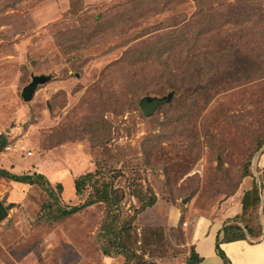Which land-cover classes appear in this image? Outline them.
Masks as SVG:
<instances>
[{
  "label": "rangeland",
  "instance_id": "374dc122",
  "mask_svg": "<svg viewBox=\"0 0 264 264\" xmlns=\"http://www.w3.org/2000/svg\"><path fill=\"white\" fill-rule=\"evenodd\" d=\"M142 1L0 0V168L42 175L0 176V264H188L211 219L263 233L264 0ZM185 25L163 60L145 57ZM103 183L119 190L117 205L63 215ZM255 184L258 207L224 219Z\"/></svg>",
  "mask_w": 264,
  "mask_h": 264
},
{
  "label": "trees",
  "instance_id": "16d2710c",
  "mask_svg": "<svg viewBox=\"0 0 264 264\" xmlns=\"http://www.w3.org/2000/svg\"><path fill=\"white\" fill-rule=\"evenodd\" d=\"M144 1H147V0H144ZM144 1H142V2H144ZM154 2L157 5H160V6L164 5V7H166L168 5H171L173 0H164V1L163 0H159V1L156 0ZM154 2H152V3H154ZM138 6H141V4H139ZM138 6H136L134 8H137ZM139 9H141V7H139ZM141 11H144V10H141ZM128 12H131V10ZM135 14H136V12H135ZM139 16L143 17L142 13H139ZM132 17L127 18V19L128 20L133 19ZM186 28H187V25L183 26L182 28H179L176 26L173 30L164 32L163 36L165 35L166 40L164 41L163 45H161L155 51L154 50L143 51L144 52L143 54L145 55V57H146V55H148V57L155 55L158 59L163 60V56L175 48L177 42L179 41V38L183 35V32H182V34L180 32ZM132 50H131V52H133V53L130 54V57L134 59V55L140 54V53H138L134 49H132ZM135 60H139V58H137ZM261 143H259V147H262ZM6 145H7V137L5 135L1 134L0 135V151L4 150ZM97 175H98L97 172H93V173H88L84 176L79 177L75 181L76 192L81 194L84 187L87 184H89L91 182H93V183L97 182V180H96ZM0 176L5 177V178H10V179L17 181V182H23V183H29V184L39 183L38 179L40 177H42V175L36 174L38 179L35 180L34 179L35 177L31 176L30 174H26V175L12 174L11 172H9V170L1 169V168H0ZM93 187H94V192H93V196H92L93 199L86 201L84 204H82L80 206H75V207L67 210L66 212L63 213V215H71L73 213H76V212L92 205L93 203L98 202L99 200L108 201V202H110V200H114L116 202V205L120 202L121 199H120V196L118 193L119 190L117 188H114L110 184L103 183L100 186L93 184ZM51 193H53V192H50V195H51ZM260 198H261V196H260L259 187L257 186V184H255L254 189L250 193H248L247 200L243 204V207H242L243 208V215L248 213V211L251 209V207L257 208L259 203H260ZM156 200H157V197L155 194H152L148 199L144 198V200L142 201L143 205L139 210L143 211L147 207L153 206L156 203ZM221 233H223L221 236L222 238L221 237L217 238V245H216L217 252L223 258L225 264H231L226 253L224 252V250L221 249L220 243L231 242V241L240 240V239H248V236H250L251 238L260 239V237L263 235L264 231H263V233L257 234V233H255L253 228H250L247 225L242 227L239 224H228V225L226 224L223 226ZM115 240H116V238H115ZM115 243L118 244V248L121 251H123L126 254H129L130 247H128V245L125 242H119L116 240ZM105 253H108V252H105ZM201 261H202V258L200 257V255L196 251L195 247H193L192 251H191V255H190L187 263L188 264H200Z\"/></svg>",
  "mask_w": 264,
  "mask_h": 264
},
{
  "label": "crops",
  "instance_id": "0c3cea01",
  "mask_svg": "<svg viewBox=\"0 0 264 264\" xmlns=\"http://www.w3.org/2000/svg\"><path fill=\"white\" fill-rule=\"evenodd\" d=\"M243 194L240 196L236 195L230 200L223 214L224 219L228 220L242 212L243 199L241 201V196ZM178 212V209L173 205L168 208V216L166 217L168 224L171 222L173 224L179 220ZM221 220L222 218L215 219V222L212 219L209 220V225L206 230L193 236L192 244L202 258L200 264H225L216 248L217 238L223 234L221 231L224 226V220ZM220 246L226 253L231 264H264V233L257 240H251L249 238L240 239L231 242H222Z\"/></svg>",
  "mask_w": 264,
  "mask_h": 264
},
{
  "label": "water",
  "instance_id": "95a60500",
  "mask_svg": "<svg viewBox=\"0 0 264 264\" xmlns=\"http://www.w3.org/2000/svg\"><path fill=\"white\" fill-rule=\"evenodd\" d=\"M41 81H43L42 77L36 76L33 79L32 83L24 88L22 96L25 100H31V98L33 97V94L37 88V85ZM168 101H169L168 96L155 97L152 99L146 98V99L142 100L141 107L147 115H152L159 106H161L162 104H165ZM7 214H8L7 209L5 208L3 203L0 202V220H2L4 218V216H6Z\"/></svg>",
  "mask_w": 264,
  "mask_h": 264
}]
</instances>
